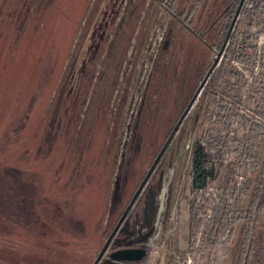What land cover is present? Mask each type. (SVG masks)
<instances>
[{
    "label": "rangeland",
    "instance_id": "rangeland-1",
    "mask_svg": "<svg viewBox=\"0 0 264 264\" xmlns=\"http://www.w3.org/2000/svg\"><path fill=\"white\" fill-rule=\"evenodd\" d=\"M239 1L0 0V264L94 263L222 49L231 28L222 16ZM246 35L255 59L235 54L221 75ZM197 142L212 158L206 188L193 190ZM158 180L118 244L147 247L140 264L264 262V12L251 0ZM192 206L201 222L193 234Z\"/></svg>",
    "mask_w": 264,
    "mask_h": 264
},
{
    "label": "trees",
    "instance_id": "trees-1",
    "mask_svg": "<svg viewBox=\"0 0 264 264\" xmlns=\"http://www.w3.org/2000/svg\"><path fill=\"white\" fill-rule=\"evenodd\" d=\"M241 1V0H240ZM239 1V4H240ZM237 3V2H236ZM231 4L228 8H226L224 14H223V18L224 20L222 21L223 25L225 24L226 28L229 26H231V20L232 17L235 16L236 11L239 7V5L237 4ZM251 4H252V8L254 9V13H259V10H262V12H264V0H251ZM192 7H190L188 9L187 12V16H192V14L195 12L196 8H197V3L191 5ZM169 8V7H167ZM187 11V10H186ZM183 12L179 13V15L181 16ZM178 15V14H177ZM190 30H192V32L197 36L199 35L198 32L192 28H190ZM227 37V36H226ZM201 39V37H200ZM226 39V38H225ZM235 40V39H234ZM235 41H233V44L231 45V47L229 48V52L228 54L224 57V59L222 60L221 64H220V68H219V73L222 75L224 74V72L226 71V66L229 65L231 63V61L233 60L232 57L233 55L236 54L235 59H242V60H246V63L248 62H252L255 59V51L257 53V47L255 45H250L249 43V36H245L244 40L239 44L238 47L235 48ZM231 68V67H230ZM231 71V70H230ZM234 72L231 76H229L227 78V82L228 84L234 83L235 85L240 83L239 77L236 73V71H232ZM235 77H234V76ZM233 76V77H232ZM236 79V82H234ZM216 86V85H215ZM214 86V87H215ZM216 88L213 89V91H211L212 94L217 95L218 92L215 90ZM221 93V92H220ZM224 107L226 105H223ZM212 158V152L210 147H207V144H202L200 142H197L196 145L194 146V150H193V163H192V173H191V182H192V188L193 190H197V189H205L209 180V172L207 170V162H209ZM160 167V166H159ZM153 178V177H152ZM158 179V178H157ZM152 181V179H151ZM150 181V184H152L153 182ZM157 182V181H155ZM154 184V183H153ZM261 192V190H260ZM261 206L260 208L262 209V203H264V190L261 193ZM170 207H167L166 210V219L168 220V218L170 217ZM193 216L191 218V225H190V229H191V234H193L195 232L196 229H198L201 225L200 222V217L198 216V214H196L194 212V206H192L191 208ZM217 223H213L212 228L210 227L209 229H211L213 231V233H215V235L217 233H219V229H220V223L222 221V219L224 218V215L221 213L219 216L217 215ZM218 224V225H217ZM255 240V238H254ZM256 242V243H255ZM256 244V250L257 252L260 250L259 246H260V242L259 241H254L252 243V245L255 246ZM259 255V254H257ZM255 256L256 259H258V256ZM261 256V260H263V256ZM258 264H264L263 261H261Z\"/></svg>",
    "mask_w": 264,
    "mask_h": 264
},
{
    "label": "water",
    "instance_id": "water-1",
    "mask_svg": "<svg viewBox=\"0 0 264 264\" xmlns=\"http://www.w3.org/2000/svg\"><path fill=\"white\" fill-rule=\"evenodd\" d=\"M244 0L240 1L239 7L236 11V14L234 16L231 28L229 30V34L222 46V49L217 53L214 62L212 63V65L210 66L209 70L207 71V73L205 74V76L203 77L202 81L200 82L198 88L196 89L195 93L193 94V96L191 97L190 101L188 102L185 110L183 111L182 115L180 116L179 120L177 121V123L175 124V126L173 127V130L171 131L169 137L167 138V140L165 141L164 145L162 146L161 150L159 151V153L157 154V156L155 157L150 169L148 170L147 174L145 175L144 179L142 180L141 184L139 185L138 189L136 190L133 198L131 199L129 205L127 206L126 210L124 211V213L122 214L121 218L119 219L118 223L116 224L115 228L113 229V231L111 232V234L109 235V237L107 238L105 244L103 245V247L101 248L95 262L93 264H99L100 261L102 260L104 254L106 253L107 249L109 248L113 238L115 237L117 231L119 230L120 226L122 225L123 221L126 219L129 211L132 209L136 199L138 198V196L140 195V193L143 191L144 187L146 186L147 182L149 181V179L151 178V176L153 175L155 169L157 168L158 164L160 163L161 159L163 158L165 152L167 151L168 147L171 145V143L173 142L175 136L177 135V133L180 130V127L182 126L184 120L186 119V117L188 116V114L190 113L194 103L196 102L197 98L200 96L201 92L203 91L205 85L208 83V80L210 79L211 75L213 74V72L215 71L216 67L219 65L221 58L223 56V52L226 48L227 45V41L229 39V35L231 34V31L233 29V26L237 20V17L239 16L240 10L243 6ZM120 252V251H118ZM116 252L112 257H114L115 259H121L117 257V253ZM130 260V259H128ZM106 264V262L104 263Z\"/></svg>",
    "mask_w": 264,
    "mask_h": 264
},
{
    "label": "flooded vegetation",
    "instance_id": "flooded-vegetation-1",
    "mask_svg": "<svg viewBox=\"0 0 264 264\" xmlns=\"http://www.w3.org/2000/svg\"><path fill=\"white\" fill-rule=\"evenodd\" d=\"M189 115V114H188ZM188 117V116H187ZM186 117V118H187ZM185 121V120H184ZM166 153V152H165ZM165 155V154H164ZM163 159V158H162ZM161 159V161H162ZM161 161L160 163L158 164L157 167H159L161 165ZM157 169V168H156ZM155 169V171H156ZM154 171V173H155ZM153 173V175H154ZM153 175L151 176V178L149 179V181L147 182L146 186L144 187L143 191L140 193V195L138 196V198L136 199L132 209L129 211L126 219L123 221L122 225L120 226L119 230L117 231L115 237L113 238L109 248L107 249L106 253L104 254L103 258L101 261H103L104 259H107L108 256L110 257L111 254H113L114 252H118L117 255H122L124 257H129V258H133L131 262H133V264H140L142 263V261H144L145 259V256L147 255L148 253V248L147 247H140V248H136V245L135 244H131V246H128V247H122V246H118L119 242L122 241L124 238H125V235L127 234V232L129 231V228L132 226V218L131 216L133 215V212L134 210L135 211H138L140 209H142L144 207V205L147 203L148 201V197L153 193H158V190H159V181H157V186H154L153 183L150 184V181L153 177ZM135 194V193H134ZM134 196V195H133ZM133 198V197H132ZM131 201V200H130ZM130 203V202H129ZM159 203H160V198H159ZM167 203V202H166ZM129 205V204H128ZM127 205V206H128ZM165 205V204H164ZM168 206V205H167ZM127 208V207H126ZM164 209V207H163ZM126 210V209H125ZM163 210L160 211V214L162 213ZM121 218V217H120ZM119 218V219H120ZM165 219H166V216H165ZM119 221V220H118ZM118 221L116 222V224L118 223ZM116 224L114 225V228L116 226ZM113 228V229H114ZM113 231V230H112ZM111 234V233H110ZM109 234V235H110ZM109 237V236H108ZM107 237V238H108ZM106 238V240H107ZM105 240V242H106ZM104 242V244H105ZM103 244V245H104ZM103 247V246H102ZM101 247V248H102ZM101 250V249H100ZM121 251H125V252H121ZM100 252V251H99ZM98 252V254H99ZM97 254V256H98ZM96 256V258H97ZM140 257V258H137V257ZM134 258H137V259H134ZM96 260V259H95ZM100 261V262H101ZM95 262V261H94Z\"/></svg>",
    "mask_w": 264,
    "mask_h": 264
},
{
    "label": "crops",
    "instance_id": "crops-1",
    "mask_svg": "<svg viewBox=\"0 0 264 264\" xmlns=\"http://www.w3.org/2000/svg\"><path fill=\"white\" fill-rule=\"evenodd\" d=\"M129 258V257H127ZM132 259L128 260V259H115L114 257H112L111 259H104L103 261H101L99 264H104L106 262V264H133V262H131Z\"/></svg>",
    "mask_w": 264,
    "mask_h": 264
},
{
    "label": "bare ground",
    "instance_id": "bare-ground-1",
    "mask_svg": "<svg viewBox=\"0 0 264 264\" xmlns=\"http://www.w3.org/2000/svg\"><path fill=\"white\" fill-rule=\"evenodd\" d=\"M121 252H125V251H121ZM118 258H121V259H133V258H127V257H124L122 255H117ZM137 258H140L139 256ZM137 258H134V259H137Z\"/></svg>",
    "mask_w": 264,
    "mask_h": 264
}]
</instances>
